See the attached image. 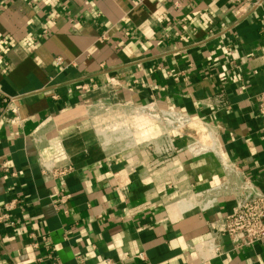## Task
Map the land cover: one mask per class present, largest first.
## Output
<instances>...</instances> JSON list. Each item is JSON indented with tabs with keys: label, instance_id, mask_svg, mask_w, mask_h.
<instances>
[{
	"label": "crops",
	"instance_id": "1",
	"mask_svg": "<svg viewBox=\"0 0 264 264\" xmlns=\"http://www.w3.org/2000/svg\"><path fill=\"white\" fill-rule=\"evenodd\" d=\"M257 1L0 0V163L16 172L0 168V209L22 202L0 225V264H264V242L221 235L213 251L235 201L198 195L224 180L220 155L264 192ZM4 96L19 97L8 111ZM153 102L198 122L169 118L177 151L107 142ZM102 105L118 112L92 118ZM42 162L74 170L47 180Z\"/></svg>",
	"mask_w": 264,
	"mask_h": 264
},
{
	"label": "built area",
	"instance_id": "2",
	"mask_svg": "<svg viewBox=\"0 0 264 264\" xmlns=\"http://www.w3.org/2000/svg\"><path fill=\"white\" fill-rule=\"evenodd\" d=\"M262 2L263 0L257 1L255 6H260ZM101 39L104 40L106 38L102 36ZM4 43L7 44L6 39L4 40ZM0 59L4 60V56L0 55ZM18 98L19 97L12 96L3 97V102L6 104L7 111L9 110L10 105L18 100ZM257 111L264 126V92H262L259 97ZM132 113L135 115H144L146 118L152 120V126L157 125L161 128L162 132L157 134L154 138L162 137L166 138L168 141L167 144L162 146V152L165 155L177 151L176 145L171 140V134L174 132H183L178 129L180 122L169 124V118L174 116L185 122L194 120L188 114L182 113L178 110L161 108L154 102L135 108ZM142 126L143 125H141V127ZM141 127H139V129H141ZM192 147L196 149L197 145L193 144ZM192 147L191 150H193ZM220 157L225 173L224 180L216 186L198 193L201 197L208 196L212 205L218 202L220 196L232 197L235 201L233 212L211 224L216 236L214 241H212V248L218 255L223 253V249L219 243H217V240L221 235L228 236L235 249L253 246L256 243L264 242V192L240 166L228 162L221 155ZM0 168L3 172L8 173L11 176H16V172H12L5 164L0 163ZM73 170L74 168L71 165L58 168L48 162H42L43 176L47 180L66 176ZM68 197V195L62 196L63 202H65ZM21 203V200L14 198L10 202L4 204L0 209V225L10 224L14 226L16 224L15 219L12 216V211L19 207ZM42 240L48 251V258L56 261L51 252L52 246L46 242L47 238L43 236ZM32 246L39 248V242H33ZM109 264H112L111 260H109Z\"/></svg>",
	"mask_w": 264,
	"mask_h": 264
},
{
	"label": "rangeland",
	"instance_id": "3",
	"mask_svg": "<svg viewBox=\"0 0 264 264\" xmlns=\"http://www.w3.org/2000/svg\"><path fill=\"white\" fill-rule=\"evenodd\" d=\"M107 111L118 112L116 108L112 109V107H108V106L105 107L104 105H102L97 107L90 116L92 118L96 116L97 119L98 116L104 115L105 113H107ZM127 119L123 121L124 122L123 130L119 131L118 133L110 131L107 134V139H108L107 142L112 143L115 137H121L122 141H126L128 143L143 142V141L151 140L152 138L157 136V134H160V132H162L161 128L158 127L157 125L152 126L153 123L152 120L146 118L144 115L141 114L135 115L132 113L131 116ZM115 122L116 121L114 120V123ZM97 124L99 130H102L101 127H103L104 124L100 125L99 122ZM116 124H118V122H116ZM116 124H110V125L107 124L108 126L106 127H110V126L113 127ZM141 125L143 126L141 127ZM139 127H141V129H139ZM105 136L106 134L104 135V137Z\"/></svg>",
	"mask_w": 264,
	"mask_h": 264
},
{
	"label": "bare ground",
	"instance_id": "4",
	"mask_svg": "<svg viewBox=\"0 0 264 264\" xmlns=\"http://www.w3.org/2000/svg\"><path fill=\"white\" fill-rule=\"evenodd\" d=\"M171 118H174V116H171ZM175 119L182 121L180 118H177V117H175ZM183 122H185V121H183ZM190 123H198V122H196L195 120H191Z\"/></svg>",
	"mask_w": 264,
	"mask_h": 264
}]
</instances>
